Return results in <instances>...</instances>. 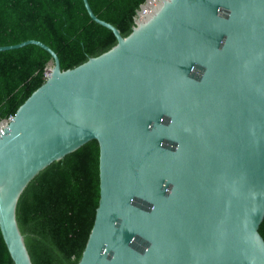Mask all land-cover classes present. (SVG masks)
Masks as SVG:
<instances>
[{"label":"water","instance_id":"1","mask_svg":"<svg viewBox=\"0 0 264 264\" xmlns=\"http://www.w3.org/2000/svg\"><path fill=\"white\" fill-rule=\"evenodd\" d=\"M116 43L46 78L0 129V231L32 264L16 203L89 139L99 198L76 264H264V0H153ZM136 11V14L140 10Z\"/></svg>","mask_w":264,"mask_h":264},{"label":"trees","instance_id":"2","mask_svg":"<svg viewBox=\"0 0 264 264\" xmlns=\"http://www.w3.org/2000/svg\"><path fill=\"white\" fill-rule=\"evenodd\" d=\"M122 36L145 0H87ZM34 38L48 44L60 68L74 67L116 43L113 32L88 15L82 0H0V45ZM50 53L36 44L0 50V119L46 78ZM99 147L89 139L42 168L16 203V220L32 264H76L99 198ZM264 239V216L259 224ZM0 264H14L0 231Z\"/></svg>","mask_w":264,"mask_h":264},{"label":"built area","instance_id":"3","mask_svg":"<svg viewBox=\"0 0 264 264\" xmlns=\"http://www.w3.org/2000/svg\"><path fill=\"white\" fill-rule=\"evenodd\" d=\"M153 0H145L142 4H141V8L138 11V13L135 15L134 17V21H137L138 19V15L140 13V11L147 6L150 2H152ZM13 118V114H9L8 116L0 119V129H2L7 123H9V121Z\"/></svg>","mask_w":264,"mask_h":264}]
</instances>
